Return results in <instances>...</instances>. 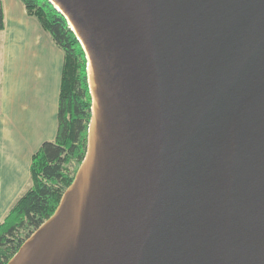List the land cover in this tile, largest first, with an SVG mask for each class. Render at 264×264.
I'll return each mask as SVG.
<instances>
[{
	"label": "water",
	"instance_id": "1",
	"mask_svg": "<svg viewBox=\"0 0 264 264\" xmlns=\"http://www.w3.org/2000/svg\"><path fill=\"white\" fill-rule=\"evenodd\" d=\"M87 58L86 154L7 264H264V0H49Z\"/></svg>",
	"mask_w": 264,
	"mask_h": 264
},
{
	"label": "crops",
	"instance_id": "2",
	"mask_svg": "<svg viewBox=\"0 0 264 264\" xmlns=\"http://www.w3.org/2000/svg\"><path fill=\"white\" fill-rule=\"evenodd\" d=\"M0 221L31 185V162L56 137L64 51L21 0H2Z\"/></svg>",
	"mask_w": 264,
	"mask_h": 264
},
{
	"label": "trees",
	"instance_id": "3",
	"mask_svg": "<svg viewBox=\"0 0 264 264\" xmlns=\"http://www.w3.org/2000/svg\"><path fill=\"white\" fill-rule=\"evenodd\" d=\"M54 42L64 51L58 105V127L53 140L44 141L33 154L31 185L0 221V264L14 256L25 240L56 210L86 154L92 115L88 62L65 16L49 0H21ZM0 0V30L4 28Z\"/></svg>",
	"mask_w": 264,
	"mask_h": 264
},
{
	"label": "rangeland",
	"instance_id": "4",
	"mask_svg": "<svg viewBox=\"0 0 264 264\" xmlns=\"http://www.w3.org/2000/svg\"><path fill=\"white\" fill-rule=\"evenodd\" d=\"M80 164H81V163H80ZM80 164H78V163H74V164H72L71 167H72L73 169L77 168V170H78ZM76 172H77V171H76Z\"/></svg>",
	"mask_w": 264,
	"mask_h": 264
}]
</instances>
